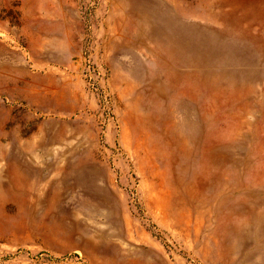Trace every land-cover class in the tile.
<instances>
[{
    "label": "rangeland",
    "instance_id": "obj_1",
    "mask_svg": "<svg viewBox=\"0 0 264 264\" xmlns=\"http://www.w3.org/2000/svg\"><path fill=\"white\" fill-rule=\"evenodd\" d=\"M0 264H264V0H0Z\"/></svg>",
    "mask_w": 264,
    "mask_h": 264
},
{
    "label": "bare ground",
    "instance_id": "obj_2",
    "mask_svg": "<svg viewBox=\"0 0 264 264\" xmlns=\"http://www.w3.org/2000/svg\"><path fill=\"white\" fill-rule=\"evenodd\" d=\"M168 38V41H167V44L170 45L169 47V53L171 55H173L175 52H180V49H181V42L179 41V36L177 39H175V34H169L167 36ZM171 59H172V56H170ZM173 67V65H172Z\"/></svg>",
    "mask_w": 264,
    "mask_h": 264
}]
</instances>
